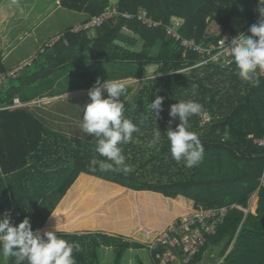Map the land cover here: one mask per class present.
<instances>
[{
  "label": "trees",
  "instance_id": "obj_1",
  "mask_svg": "<svg viewBox=\"0 0 264 264\" xmlns=\"http://www.w3.org/2000/svg\"><path fill=\"white\" fill-rule=\"evenodd\" d=\"M61 2L67 9L86 12L89 19L112 6L109 0ZM113 5L117 13L101 26L79 32L71 31L72 27L57 46L67 41L77 50L87 49L99 61L98 70L103 66H109L112 73L115 68L122 69L125 73L121 78H142L143 68L156 67L130 100L126 95L132 87L123 86V116L140 128L129 143L120 145L132 171L101 170L99 162L110 161L95 151L96 138L85 144L67 139L69 136L47 135L44 122L24 106L4 108L12 104L18 87L0 88L1 173L7 177L24 173L25 180L37 172L47 188L57 170L62 171L60 177L65 176L53 186L57 196L35 216L32 229L63 225L58 238L81 246V251L73 252L76 264H98L101 246L114 247V264H120L126 249L146 247L172 219L191 212L175 201L177 196L204 207L235 204L248 208L251 195L257 191L256 213L229 208L216 233L209 236L189 264L198 263L210 244L222 243L218 264H264V185L259 181L264 173V146L255 142L264 139V76L258 69L259 86H252L239 79L231 57L201 63L203 57L165 32V26L178 18L182 21L177 27L181 37L194 38L205 47L217 44L225 33L235 34L237 19L246 22L245 28L258 23L257 0H116ZM140 10L162 24L152 28L142 24L136 17ZM123 14L134 18L126 19ZM210 22L220 27L219 33L210 29ZM126 29L134 36L126 34ZM246 34L251 35L249 31ZM138 41L141 48H137ZM3 72L0 61V74ZM112 73L105 71L102 79ZM192 84L198 85L195 94ZM157 95L164 99L162 111L155 117L150 105ZM188 100L199 102L204 109L201 115L189 118L188 130L199 135L204 148L203 160L192 168L172 158L166 133L180 123L169 116L170 106ZM156 128L161 131V139L153 145ZM93 160L97 164L93 165ZM97 191L101 195L91 210L71 220L69 216ZM8 210L11 199L0 188V214ZM149 214L160 220L155 226L148 221ZM120 230L134 240L105 233Z\"/></svg>",
  "mask_w": 264,
  "mask_h": 264
},
{
  "label": "crops",
  "instance_id": "obj_2",
  "mask_svg": "<svg viewBox=\"0 0 264 264\" xmlns=\"http://www.w3.org/2000/svg\"><path fill=\"white\" fill-rule=\"evenodd\" d=\"M109 2L113 5L116 0ZM89 17L84 11L65 8L61 0H0V61L4 66L0 88L17 86L14 98L44 122L47 135L72 136L66 131H80L91 83L109 78L102 79L105 71L112 73L109 66L98 70L99 61L87 49L77 50L67 41L57 46L66 31ZM240 22L235 21L236 32ZM123 74L115 68L110 77ZM82 91L81 96L71 95Z\"/></svg>",
  "mask_w": 264,
  "mask_h": 264
},
{
  "label": "clouds",
  "instance_id": "obj_3",
  "mask_svg": "<svg viewBox=\"0 0 264 264\" xmlns=\"http://www.w3.org/2000/svg\"><path fill=\"white\" fill-rule=\"evenodd\" d=\"M256 10L261 19L250 26L248 31L251 35L241 32L231 39L227 47L231 62L236 65L237 76L252 86L260 83L257 70L264 72V0H257ZM191 87L195 94L198 85L192 84ZM124 91L120 83L98 79L88 92L90 102L83 105L81 129L96 138L95 151L110 161H100L101 170L127 174L132 169L125 163L120 145L129 143L133 133L139 132L140 128L123 116L124 105L120 96ZM163 99L157 95L150 105L155 117L162 111ZM203 111V105L194 100L178 101L169 109L172 120L178 118L180 121L175 129L169 127L166 131L171 156L177 163L183 161L187 168L198 165L204 157L199 135L188 130L189 118L201 115ZM160 139L161 131L156 128L151 143L158 144ZM92 164H97V161L93 160ZM57 232L58 229L43 234L39 230L34 231L27 217L17 225L8 215L0 217V255L14 257L15 264H76L73 252L81 251L80 244L58 238Z\"/></svg>",
  "mask_w": 264,
  "mask_h": 264
},
{
  "label": "rangeland",
  "instance_id": "obj_4",
  "mask_svg": "<svg viewBox=\"0 0 264 264\" xmlns=\"http://www.w3.org/2000/svg\"><path fill=\"white\" fill-rule=\"evenodd\" d=\"M240 21H242V22H240V26H237V27H239V29H240V27L242 28L246 24V22L244 20L240 19ZM181 22H182L181 19L174 18L172 21V24L178 25V24H181ZM211 28H213V32L216 34L219 33L221 30L220 27L218 25H216V23H214V22H210V29ZM128 34L131 35L130 31ZM141 47H142V42L138 41L137 48H141ZM223 58L224 57L219 54V55H214V56L211 55L207 59L208 60L212 59V61H218V60H224L225 61L226 59H223ZM108 70L111 72L110 68ZM155 70H156L155 66H147V67L143 68L144 74H143L142 78H132V77L121 78L122 76L115 75V76L107 78L106 81L117 82L123 86H131L132 89H130V91L126 95V99L130 100L131 97L134 96V94L138 91V89L142 85V81H145V80L151 78L153 76ZM121 71H122V69L118 71V74ZM122 72L125 73V71H122ZM84 80H86V79H84ZM75 83H80V81L77 80V81H75ZM93 84H95V83H93ZM82 94H84V91L72 93L71 95L73 97H76V96H81ZM121 96H123V94H121ZM67 109H69L71 111L70 113H72L71 108L66 107V110ZM36 117L38 118V116H36ZM204 120L205 121L209 120V116L207 114L204 115ZM66 133H69V134L72 133V136H69V138H67V139H69V140H73V139L76 140L77 139L78 141L80 140L81 143H85V144L87 142L92 143L95 140L94 136L85 134L82 129L80 131H78L75 128L74 131H66ZM255 142L258 143V140H255ZM57 172H59V173H57ZM60 173H62V171H60V170L59 171L57 170L54 174L52 173L53 176H51L49 178L50 186L47 188L46 187L47 183L43 179V176L41 174H38L37 172L29 174V176L25 180H23L22 178H24V173L7 177V176H4L0 171V188L5 189L8 192V196L11 199V210H13V212L11 214H9L8 216H10L11 222L14 225L19 224L25 217L28 216V214L29 215L30 214L38 215V214L42 213V211H45V209L49 206L48 205L49 200L53 199L54 196L55 197L57 196V195H55V191L53 190V186L55 184L58 185V183L61 182L62 179L65 177V176L60 177L59 176ZM100 195H101V192L97 191L95 193H92L90 196H87L84 203L82 205H80L76 209V211H74L69 216L70 219L74 220L81 213L91 210V208L98 202ZM144 200H143V202H144ZM175 201L179 205L189 207L191 209L190 213H194V212L197 213V210L195 207H198V205H200V204L195 205L194 201L187 199L185 197H182V196H177ZM257 205H258V197H257V191H255L249 199L248 209L250 210L251 213H256ZM211 208H217V207H206V206L204 207V209H211ZM38 210H40V211H38ZM190 213L180 215L179 217L185 216V215L190 214ZM5 215H3V216H5ZM3 216H1V217H3ZM179 217H177L176 219H178ZM27 218L30 220L31 226H34V224H35L34 221H35L36 217H27ZM105 218H108V217L106 216ZM176 219H172V221H174ZM148 221L151 222V224L153 226H155L158 223V221H160V220H158L156 216H151L149 214ZM171 222H169L168 224H170ZM62 227H63V225L58 226L56 228L58 230H60V229H63ZM48 230H52V229H48ZM105 233L110 235V236L126 238L125 240H131V241L134 240L133 238L124 236L123 233H121V230L118 231L117 233L110 232V231H105ZM115 259H116V249L114 247L101 246L99 248V250H98V261H99V263L98 264H114ZM7 261H9V257L5 258V257H3V255H0V264H6ZM120 264H153V263L150 259L149 250L146 247H144V248H128V249H126L125 252L123 253Z\"/></svg>",
  "mask_w": 264,
  "mask_h": 264
},
{
  "label": "built area",
  "instance_id": "obj_5",
  "mask_svg": "<svg viewBox=\"0 0 264 264\" xmlns=\"http://www.w3.org/2000/svg\"><path fill=\"white\" fill-rule=\"evenodd\" d=\"M116 6L112 5L107 7L100 15L92 16L88 21L80 23L74 26L71 31L79 32L88 30L91 28H97L112 15L116 14ZM126 19L134 18L131 14H123ZM138 21L146 25L149 28L158 27L162 24L161 21H155L147 15L145 10H140L136 15ZM261 17L259 16L256 21L259 22ZM180 24H168L165 26L166 35L174 38L180 42V45L186 49L197 52L204 60L201 63H205L207 58L211 55H222L223 59H229V50L231 39L238 36L241 32L245 33L249 27L245 28V25L235 34L225 33L217 44H210L205 47L203 43L197 42L194 38H183L177 32V27ZM225 44V45H224ZM44 51V49H42ZM264 76V72H260ZM23 107L18 98H13V102L7 105L6 109H13ZM258 144L264 146V139L258 140ZM260 185H264V173L259 178ZM237 207L248 213V208H243L238 205L232 204L230 206H221L217 208L204 209V206L198 205L197 213H190L185 216L179 217L168 224L162 233L158 235L152 242L146 245L149 250L150 259L153 264H179L181 259L183 264H189L190 260L200 252V249L205 245L209 236L216 233L218 224H220L229 208Z\"/></svg>",
  "mask_w": 264,
  "mask_h": 264
},
{
  "label": "water",
  "instance_id": "obj_6",
  "mask_svg": "<svg viewBox=\"0 0 264 264\" xmlns=\"http://www.w3.org/2000/svg\"><path fill=\"white\" fill-rule=\"evenodd\" d=\"M223 243L220 246L209 245L208 248L203 252L201 260L196 264H218L221 262L222 257L220 251L223 248ZM179 264H183L179 259Z\"/></svg>",
  "mask_w": 264,
  "mask_h": 264
},
{
  "label": "flooded vegetation",
  "instance_id": "obj_7",
  "mask_svg": "<svg viewBox=\"0 0 264 264\" xmlns=\"http://www.w3.org/2000/svg\"><path fill=\"white\" fill-rule=\"evenodd\" d=\"M12 212H13V210H8L5 213L1 214L0 217L3 216V215H5V214L6 215H9ZM35 216H36V214H30V215L28 214L27 217H35ZM47 228L48 227H41L38 230L41 232V234H43L45 231H52V230H56L57 229L56 227H51L50 229H52V230H47ZM61 231L62 230L60 229L59 232H57V234H60ZM6 264H15V258L14 257H9V261H7Z\"/></svg>",
  "mask_w": 264,
  "mask_h": 264
}]
</instances>
